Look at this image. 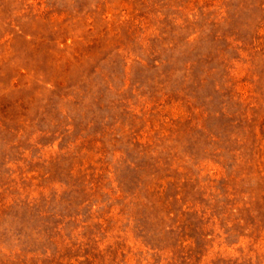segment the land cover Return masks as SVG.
I'll use <instances>...</instances> for the list:
<instances>
[{"label": "rangeland", "instance_id": "1", "mask_svg": "<svg viewBox=\"0 0 264 264\" xmlns=\"http://www.w3.org/2000/svg\"><path fill=\"white\" fill-rule=\"evenodd\" d=\"M0 264H264V0H0Z\"/></svg>", "mask_w": 264, "mask_h": 264}]
</instances>
